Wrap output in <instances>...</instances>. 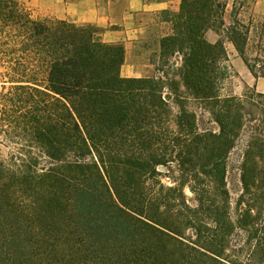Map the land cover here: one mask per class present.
<instances>
[{"label": "trees", "instance_id": "16d2710c", "mask_svg": "<svg viewBox=\"0 0 264 264\" xmlns=\"http://www.w3.org/2000/svg\"><path fill=\"white\" fill-rule=\"evenodd\" d=\"M255 2L181 0L161 14L157 75L129 79L101 29L0 0V264H264V125L250 97L221 94L226 43L264 79Z\"/></svg>", "mask_w": 264, "mask_h": 264}, {"label": "rangeland", "instance_id": "374dc122", "mask_svg": "<svg viewBox=\"0 0 264 264\" xmlns=\"http://www.w3.org/2000/svg\"><path fill=\"white\" fill-rule=\"evenodd\" d=\"M21 2L36 19H47V20H59L58 17L62 14V10L59 7H55L52 4L53 0H18ZM69 2H74L76 0H68ZM146 1V0H144ZM172 2L173 6H177L181 0H168ZM235 0H229L230 7ZM99 7L105 14L112 20L113 23L120 22L124 19L125 15V4L126 0H98ZM252 10L255 14L264 16V0H256L252 4ZM147 22V21H146ZM113 28H117L113 26ZM157 35L156 30L151 31V36ZM218 35L214 31H210L207 34V39L210 43H214L218 40ZM151 42L149 45L141 44L140 48H135L134 57L139 58L142 50L147 49L146 59L149 61L152 77L157 75V69L161 66L157 64V51L158 45L157 42L148 40ZM226 47L229 53V61L227 63L229 69V79L222 83L221 85V94L222 96H236L243 98L245 95L250 97V102H253L256 106L259 107L260 112H257V122H254L253 125H264V79L256 80L253 78L249 72L246 70L241 59L236 54L233 46L229 43H226ZM143 54V53H142ZM126 62V61H125ZM176 59H173L172 63H176ZM125 65V64H124ZM128 67V66H127ZM122 68V76H128L131 69ZM142 71V70H140ZM126 78V77H124ZM257 84L259 88H257ZM1 88V85H0ZM262 94L263 97L260 98L258 95ZM252 98V99H251ZM198 112L200 126L203 129H210L218 131V126L212 120L211 116L208 113L201 111L200 109L195 108ZM248 140L243 136L238 144L236 149L232 152L228 161V175H227V185L230 191L233 207H236V202L243 192V184L241 182V165L243 162V155L247 148ZM4 155H7L9 152L8 148H4ZM164 182L168 183L167 180ZM187 195L192 199V194L187 190ZM193 203V202H192ZM194 204V203H193ZM238 239V237L236 238Z\"/></svg>", "mask_w": 264, "mask_h": 264}, {"label": "crops", "instance_id": "0c3cea01", "mask_svg": "<svg viewBox=\"0 0 264 264\" xmlns=\"http://www.w3.org/2000/svg\"><path fill=\"white\" fill-rule=\"evenodd\" d=\"M52 4L62 10V14L58 17L60 21H68L77 25L92 24L102 30V37L106 43L124 45L126 62L123 68L128 66L131 72L123 77L129 79L152 77L151 70H149L151 67L146 59L147 49L137 53L140 57L136 58L134 57L135 48H140L141 44L149 45L151 42L148 40L150 39L152 43L157 42L159 45V41L172 31L171 25L163 22L162 12L179 10V4L173 6L170 1L147 3L144 0H126L124 19L113 23L100 9L98 0H76L74 2L53 0ZM153 29L156 30L157 35L152 37ZM257 88H259L258 84Z\"/></svg>", "mask_w": 264, "mask_h": 264}]
</instances>
